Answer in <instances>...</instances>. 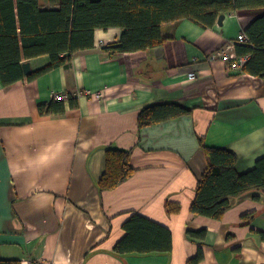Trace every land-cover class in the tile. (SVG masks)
Segmentation results:
<instances>
[{
	"label": "crops",
	"instance_id": "crops-1",
	"mask_svg": "<svg viewBox=\"0 0 264 264\" xmlns=\"http://www.w3.org/2000/svg\"><path fill=\"white\" fill-rule=\"evenodd\" d=\"M263 14L228 13L212 29L166 23L163 45L133 53L108 50L123 29L97 30L95 47L76 53L69 68L9 87L0 81V261L188 264L201 247L200 264H264L263 193L231 199L221 221L190 211L208 166L200 140L235 152L241 174L264 157V79L209 60L231 44L236 55L238 36ZM29 62L36 71L49 57ZM56 93L72 94L78 106L65 102L64 115L42 116L39 106ZM157 102L192 113L140 130V112ZM109 148L132 151L136 173L101 193ZM168 202L181 212L170 214ZM132 214L168 228L172 250L118 255ZM203 229L205 239L187 234Z\"/></svg>",
	"mask_w": 264,
	"mask_h": 264
},
{
	"label": "trees",
	"instance_id": "trees-1",
	"mask_svg": "<svg viewBox=\"0 0 264 264\" xmlns=\"http://www.w3.org/2000/svg\"><path fill=\"white\" fill-rule=\"evenodd\" d=\"M58 8L46 9L41 0H0V81L5 87L19 81H32L55 69L69 68L76 53L95 47L97 30L121 28L120 44L110 52L133 53L164 44L162 27L166 23L191 20L204 29H212L223 14L241 10L264 11V0H48ZM249 42L235 47L237 56L249 54L243 71L264 79V14L246 30ZM49 57L41 69L25 75L23 64L39 57ZM70 105L78 106L71 94ZM42 116L64 115V101L55 98L39 106ZM192 113L185 106L157 102L144 108L138 117V128L144 129ZM208 166L200 179L190 211L221 221L232 208L231 199L248 193L264 194V157L253 170L239 173V157L229 149L210 147L200 140ZM132 151L107 150V167L99 181L101 193L113 191L136 173L131 163ZM170 214L181 212V206L168 202ZM125 236L117 243L118 255L170 252V230L148 218L132 214L124 224ZM190 238L205 239L207 230L187 232ZM264 236V234H263ZM204 253L188 264H200ZM0 264H21L0 261Z\"/></svg>",
	"mask_w": 264,
	"mask_h": 264
},
{
	"label": "built area",
	"instance_id": "built-area-1",
	"mask_svg": "<svg viewBox=\"0 0 264 264\" xmlns=\"http://www.w3.org/2000/svg\"><path fill=\"white\" fill-rule=\"evenodd\" d=\"M237 41L239 43L246 44L249 42V39L246 33H242L238 36ZM232 48H233V44L215 51L209 56V60L212 62L218 61V60L229 62L231 64L232 70L241 71L242 68L248 63L250 59V55L246 54L242 56H236L232 54L231 52ZM188 78L189 80L194 81L196 80L197 75L195 73H190L188 75ZM92 95H94L96 98H101L103 94L101 92H98ZM75 96H79V95H75ZM70 98H71V95L68 93H56L55 94V99L58 101L69 102ZM24 264H60V263L53 261V260H49V259H41V260L25 261Z\"/></svg>",
	"mask_w": 264,
	"mask_h": 264
},
{
	"label": "water",
	"instance_id": "water-1",
	"mask_svg": "<svg viewBox=\"0 0 264 264\" xmlns=\"http://www.w3.org/2000/svg\"><path fill=\"white\" fill-rule=\"evenodd\" d=\"M225 17H226L225 14H223V15H221L219 17V20H218V24L219 25H222L223 24V21H224ZM23 69H24L25 75H29V74H31L33 72L32 65H31L30 62H25L23 64Z\"/></svg>",
	"mask_w": 264,
	"mask_h": 264
},
{
	"label": "rangeland",
	"instance_id": "rangeland-1",
	"mask_svg": "<svg viewBox=\"0 0 264 264\" xmlns=\"http://www.w3.org/2000/svg\"><path fill=\"white\" fill-rule=\"evenodd\" d=\"M219 61V60H218ZM215 62V61H214ZM229 63V62H228ZM246 66V65H245ZM244 66V67H245ZM244 67L242 68V70L241 71H243V69H244ZM94 94V93H93ZM71 95V94H70ZM102 97H103V95H102ZM102 97L101 98H98V99H102Z\"/></svg>",
	"mask_w": 264,
	"mask_h": 264
}]
</instances>
